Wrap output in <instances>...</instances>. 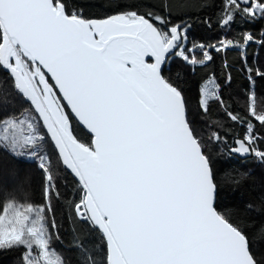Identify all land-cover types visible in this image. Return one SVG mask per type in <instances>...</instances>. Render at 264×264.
<instances>
[{
	"label": "snow or ice",
	"instance_id": "6c2138e0",
	"mask_svg": "<svg viewBox=\"0 0 264 264\" xmlns=\"http://www.w3.org/2000/svg\"><path fill=\"white\" fill-rule=\"evenodd\" d=\"M129 7L136 10L92 19L74 0H0V85L9 89L0 88V149L36 159L45 176L39 205L9 200L0 211V252L20 254L22 264H63L50 258L59 238L51 231L56 168L75 178L76 217L101 234L106 264H264L248 227L220 210L228 174L211 148L223 144L264 164V111L227 113L248 125L228 145L227 131L206 134L198 118L210 111L209 99L197 93L194 115L183 87L198 63L188 55L196 47L208 62L210 51L227 46L264 47L243 29L227 39L237 23L264 22V0H221L219 46L190 41V24L152 6ZM173 58L182 65L175 76ZM242 60L251 85L264 79V66Z\"/></svg>",
	"mask_w": 264,
	"mask_h": 264
},
{
	"label": "trees",
	"instance_id": "16d2710c",
	"mask_svg": "<svg viewBox=\"0 0 264 264\" xmlns=\"http://www.w3.org/2000/svg\"><path fill=\"white\" fill-rule=\"evenodd\" d=\"M220 2L221 0H74L75 4L83 8L85 16L92 19H103L117 11L136 10L129 7L131 5H136L141 11L145 10V6H152L153 10L170 15L175 23L183 21L190 24V41L195 38L197 44L214 45H218L216 37L221 33V29L215 27V21L218 15H224L220 12ZM205 20H209L213 27L209 28L204 23ZM242 29L253 32L257 41L264 39V22L247 29L237 23L227 39L239 36ZM220 38L225 39L223 36ZM187 47L192 48V44L189 42ZM209 54L213 56L211 62L205 60L203 52L197 47L195 59L198 63L190 65L191 70L185 77L186 83L183 87L195 115L197 93L199 92L202 99V86L208 80L215 81L217 95L222 94L224 99L218 105L213 102L215 97L210 98V111L198 118L206 121V134L217 131L223 135L227 131V144L232 145L233 137L238 136L248 125L232 121L227 113L241 117L250 115L252 97L255 109L264 111V79L257 77L255 85H251L242 60V55H246L249 65L264 66V47L256 42H251L246 47L240 43L227 46L226 51H210ZM202 60L204 62L200 63ZM181 67L175 58L169 61L168 68L174 76ZM0 88L3 92L9 90L7 84L0 85ZM215 121L222 123L224 128L217 127ZM251 121L254 125L259 124L254 118ZM78 134L85 141L90 139L84 128H79ZM211 148L217 168L228 174L226 194L220 202V210L244 223L249 229L256 250L264 251V164L253 155L248 158L234 156L223 144H213ZM49 151L50 147L45 146L40 154L47 155ZM37 165L36 159L27 156L15 157L0 149V211L9 200L17 203L35 202L39 205L43 199L45 176ZM54 174L58 175L60 198L52 201L57 227L51 231L54 237L58 234L59 238L53 239L51 251L63 264H90L92 260L95 264H106L107 246L101 234L76 217L73 206L79 200V193L75 178L56 168ZM40 259L39 257L38 260ZM0 264H22L21 256L16 252H0Z\"/></svg>",
	"mask_w": 264,
	"mask_h": 264
},
{
	"label": "rangeland",
	"instance_id": "374dc122",
	"mask_svg": "<svg viewBox=\"0 0 264 264\" xmlns=\"http://www.w3.org/2000/svg\"><path fill=\"white\" fill-rule=\"evenodd\" d=\"M223 40H224V45L227 46V42H226V40H225V39H223ZM218 46H219V44H218ZM196 51H197V47L194 48V49H192V50L188 53V55L190 56V59H195V57H196V55H195ZM192 65H195V64H192ZM217 93H218V87H217L215 81H213V79L208 80V81L202 86V99H205V98L210 99V98H212V97H215V95H217ZM253 107H254V101H253V97H252L251 108H253ZM34 257H36L37 260L39 259V257L36 256L35 254H34ZM50 258H52V259L55 260V259H57L58 257H56V256L53 254V252L51 251V253H50ZM41 259H42V258H41Z\"/></svg>",
	"mask_w": 264,
	"mask_h": 264
},
{
	"label": "water",
	"instance_id": "95a60500",
	"mask_svg": "<svg viewBox=\"0 0 264 264\" xmlns=\"http://www.w3.org/2000/svg\"><path fill=\"white\" fill-rule=\"evenodd\" d=\"M86 130V129H85ZM87 131V130H86ZM234 156H237V157H240V158H248L250 157L251 155H244V156H241V155H238V154H233Z\"/></svg>",
	"mask_w": 264,
	"mask_h": 264
}]
</instances>
